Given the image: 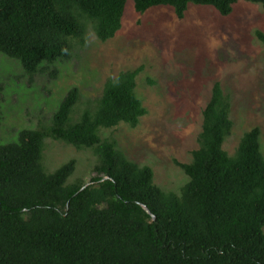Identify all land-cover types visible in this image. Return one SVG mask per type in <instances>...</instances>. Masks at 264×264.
Here are the masks:
<instances>
[{
    "label": "trees",
    "instance_id": "trees-1",
    "mask_svg": "<svg viewBox=\"0 0 264 264\" xmlns=\"http://www.w3.org/2000/svg\"><path fill=\"white\" fill-rule=\"evenodd\" d=\"M130 1L138 13L173 7L180 19L191 5L229 16L238 2L0 0V53L33 78L71 59L86 44L89 25L101 41L115 38ZM245 1L264 8V0ZM256 35L264 42L263 31ZM141 71L108 79L100 99L78 117L81 92L71 88L48 126L23 129L0 144V264H264L261 130L246 132L233 155L224 148L234 121L230 96L216 82L199 147L190 163L177 161L188 181L179 192L165 191L150 166L130 160L101 134L121 123L137 127L148 113L136 91ZM48 138L94 151L92 184L70 182L75 159L45 169Z\"/></svg>",
    "mask_w": 264,
    "mask_h": 264
},
{
    "label": "rangeland",
    "instance_id": "rangeland-1",
    "mask_svg": "<svg viewBox=\"0 0 264 264\" xmlns=\"http://www.w3.org/2000/svg\"><path fill=\"white\" fill-rule=\"evenodd\" d=\"M258 30L264 32V8L245 0L229 16L191 5L183 19L170 6L138 13L130 1L115 38L103 42L89 25L86 44L71 59L48 64L33 78L19 61L0 53V144L17 139L23 129L48 126L71 88L81 92L78 117L100 99L108 79L142 69L136 91L148 113L137 127L121 123L101 134L115 139L130 160L150 166L162 189L179 192L188 176L177 161L190 163L199 147L203 110L216 82L230 96L234 121L224 148L233 155L242 136L259 128L264 153V42ZM72 159L77 169L70 182L92 184L98 160L92 149L46 140L48 172Z\"/></svg>",
    "mask_w": 264,
    "mask_h": 264
},
{
    "label": "water",
    "instance_id": "water-1",
    "mask_svg": "<svg viewBox=\"0 0 264 264\" xmlns=\"http://www.w3.org/2000/svg\"><path fill=\"white\" fill-rule=\"evenodd\" d=\"M86 186H87V185H86ZM86 186H85V187H86ZM146 209H147V208H146ZM147 211L149 212V210H148V209H147Z\"/></svg>",
    "mask_w": 264,
    "mask_h": 264
}]
</instances>
